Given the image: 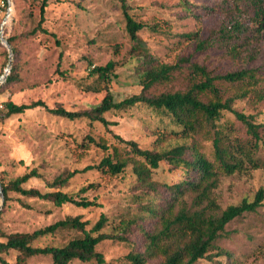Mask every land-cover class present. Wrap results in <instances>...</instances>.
Returning <instances> with one entry per match:
<instances>
[{
  "label": "rangeland",
  "instance_id": "374dc122",
  "mask_svg": "<svg viewBox=\"0 0 264 264\" xmlns=\"http://www.w3.org/2000/svg\"><path fill=\"white\" fill-rule=\"evenodd\" d=\"M12 1L8 35L14 36L13 45L17 53L9 41L8 44L12 48V64L17 62L19 65V80L0 89V116L6 112L4 103L8 99L16 103L42 99L49 107L63 106L69 110H82L99 104L106 89L95 76L89 75L90 63L104 65L109 60L116 62L117 76L109 88L117 101L139 93L138 74L143 68V57L134 50L139 46L149 49L160 61L181 64L170 80L152 87L153 93L185 91L204 80L191 63L205 67L211 75L245 68L253 70L255 77L251 80L231 82L217 79L215 84L223 99L235 97L233 106L260 125L259 132L264 140V27L250 21L245 6L242 5L241 12H230V6L222 4L221 0H189L199 5L196 16L187 14L183 0H126L133 17L145 25L139 31L138 39L132 40L118 0H47L43 26L49 32L39 31L35 35L32 30L40 20L43 0ZM233 16L247 22L251 28L240 40L217 39L220 26ZM200 41H206L208 46L200 49L197 46ZM60 51L64 54L61 63L63 73L57 71ZM184 58L188 60L184 61ZM9 60V48L0 39V78L4 74L9 75L12 67L11 64L10 70H6ZM199 96L205 101L212 97L209 91L199 92ZM107 117L116 122L111 126L112 132L100 123H91L85 118L70 120L43 107L0 119V171L7 179L37 168L40 176L31 178L25 185L46 191L51 190L46 186L47 180L65 170L78 169V174L63 190L76 194L81 187L92 184L83 196L96 199L99 204L87 208L73 203L58 206L50 200L9 192L7 200L5 195L0 196V210L3 208L0 240H5L6 234L32 232L67 216H81L82 220L89 222L90 228L101 214H105L110 223L104 231H112V226L122 218L139 215L138 202L143 195L138 194L141 191L131 166L120 176L97 169L83 170L87 165L98 163L106 154L100 147L88 145L87 136L104 138L109 145H114L112 133H117L125 139L137 140L143 147H151L160 140L158 138L162 137L165 128L169 130L176 126L168 115L144 104L111 110ZM219 128L223 130L225 139L233 141L234 147L250 145L253 141L245 123L232 112L224 113ZM169 138L163 140V146L183 142ZM196 140L197 147L214 160L209 134L199 133ZM119 147L125 152L121 144ZM255 158L264 164L263 144L255 151ZM175 178L176 175L163 166L153 174L160 188L164 181ZM261 187L264 188L262 166L256 168L246 161L233 173L220 171L218 185L212 194L217 208L211 212L219 213L244 198L252 199ZM193 199V194H186L176 205L174 213L182 206L196 208ZM142 224L151 229L155 222L148 219ZM81 235L79 230L66 228L39 237L34 244L61 246ZM131 238L130 242L102 241L98 250L105 257L104 264H131L127 254L134 248L143 249L137 228H134ZM217 245L227 254L215 256V260L203 258L197 264H264V205L257 212L231 221ZM16 255L14 250L0 252V264H3L2 259L8 264H16ZM27 264L55 263L49 255H36L30 257Z\"/></svg>",
  "mask_w": 264,
  "mask_h": 264
},
{
  "label": "trees",
  "instance_id": "16d2710c",
  "mask_svg": "<svg viewBox=\"0 0 264 264\" xmlns=\"http://www.w3.org/2000/svg\"><path fill=\"white\" fill-rule=\"evenodd\" d=\"M126 19V28L132 40H137L139 31L144 28V23L136 20L129 11L126 0H118ZM222 4L230 6V12H241L242 5L249 12L250 21L259 27H264V0H221ZM13 2V1H12ZM188 15H198L199 5L189 0H183ZM47 0L41 4V17L32 34L39 31L48 33L43 26L46 20ZM201 6V5H200ZM243 10V11H244ZM224 22L219 30L217 39L240 40L251 26L238 17L233 16ZM1 33V18H0ZM8 27L4 29V36L12 44L14 53H17L13 45L14 36L8 35ZM190 37L193 34H186ZM59 42V40H57ZM200 49L206 48L208 43L200 41L197 45ZM134 50L143 57V68L138 74L141 90L117 101L110 91L109 84L117 76L115 73L116 62L109 60L104 65H93L89 75L95 76L97 81L103 83L106 89L105 95L99 104L82 110H69L63 106L49 107L42 99L29 103H16L12 99L5 101L6 112L0 116L4 119L13 114L25 113L27 110L43 107L54 115L70 120L88 119L91 123H100L108 131L116 124L107 117L111 110H124L139 104L160 110L171 118L175 128H165L162 137L151 147H143L137 140L125 139L117 133H112L116 144L109 145L104 138L87 136V144L100 147L106 154L96 164L87 165L84 171L97 169L112 176L123 175L131 166L132 173L136 176L140 193L143 197L138 202L139 215L132 218H122L112 226V231H104L110 223L105 214H101L98 221L88 228L89 222L82 220L81 216H67L47 226L35 229L32 232H14L5 235V240H0V252L17 251L16 264H27L30 257L36 255H49L55 264H77L76 261L89 263H105V257L98 250V245L104 240H118L122 242L132 241L134 228L142 237L143 249H132L127 254L131 264H197L201 259L215 260V256L227 254V251L217 245L218 239L224 233L226 226L234 219L247 213L257 212L264 205V188H259L252 199L244 198L237 204L228 205L219 213L211 212L217 208L212 198L213 190L219 182L220 171L233 173L241 168L247 161L253 167H264L255 158V151L260 144L264 145L259 128L250 115L237 110L233 103L235 97L223 99L220 89L216 86L217 79H225L231 82H240L255 77L251 69H239L227 72L223 75H211L205 67L197 63H191L195 71L204 76V80L195 83L185 91L151 92L152 87L171 79L173 73L181 66L180 63L170 64L160 61L147 48L135 46ZM64 54L59 53L57 71L61 70ZM188 60V59H183ZM19 80V65L13 62L11 71L0 89L10 87ZM253 82V81H252ZM209 91L211 99L203 100L199 92ZM244 96V95H241ZM226 111L232 112L238 119L245 123L253 141L250 145H238L234 147L233 141L225 139L223 130L219 128V121ZM209 134L213 144L214 160H211L197 147L196 135ZM178 139L183 142L163 146L166 137ZM168 139V140H169ZM167 140V141H168ZM123 146L125 152L119 147ZM239 155H237V153ZM125 153V155H124ZM167 168L170 173L176 175L175 179L164 181L161 188L153 174L160 167ZM79 170H65L46 181V186L51 190L43 191L35 186L25 184L40 173L37 168L7 179L0 171V181L6 200L9 192H15L27 197H36L53 201L60 206L64 203H73L80 207L99 205L96 199L83 196L92 184L83 186L79 192L73 194L63 190L70 180L78 174ZM193 194V203L196 208L182 206L176 213L174 209L180 199L186 194ZM206 202V205L204 203ZM3 208L0 210V217ZM144 213V214H142ZM151 219L155 224L151 229L142 223ZM157 223V225H156ZM75 229L82 232L81 236L70 239L66 244L36 246L34 241L39 237L55 234L62 229ZM3 264H8L2 259Z\"/></svg>",
  "mask_w": 264,
  "mask_h": 264
},
{
  "label": "built area",
  "instance_id": "2783aa9c",
  "mask_svg": "<svg viewBox=\"0 0 264 264\" xmlns=\"http://www.w3.org/2000/svg\"><path fill=\"white\" fill-rule=\"evenodd\" d=\"M13 14V5L9 4V0H0V18H1V33L4 36L5 27L9 26V21ZM5 37V36H4Z\"/></svg>",
  "mask_w": 264,
  "mask_h": 264
},
{
  "label": "water",
  "instance_id": "95a60500",
  "mask_svg": "<svg viewBox=\"0 0 264 264\" xmlns=\"http://www.w3.org/2000/svg\"><path fill=\"white\" fill-rule=\"evenodd\" d=\"M9 4L12 6V0H9ZM0 39L8 46L9 48V52H10V60L8 63V68L6 69L7 71L10 70L11 64H12V48L11 46L8 44V40L6 39V37L3 36V34H0ZM7 78V74L2 75V77L0 78V84L3 83ZM4 192H3V186L2 183L0 181V196L3 197Z\"/></svg>",
  "mask_w": 264,
  "mask_h": 264
}]
</instances>
